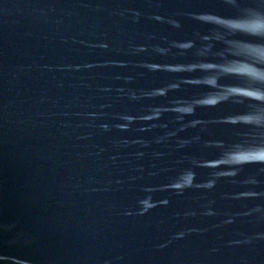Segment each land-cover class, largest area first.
I'll return each instance as SVG.
<instances>
[{
    "label": "water",
    "instance_id": "1",
    "mask_svg": "<svg viewBox=\"0 0 264 264\" xmlns=\"http://www.w3.org/2000/svg\"><path fill=\"white\" fill-rule=\"evenodd\" d=\"M246 15L0 0V264H264V36L229 26Z\"/></svg>",
    "mask_w": 264,
    "mask_h": 264
},
{
    "label": "snow or ice",
    "instance_id": "2",
    "mask_svg": "<svg viewBox=\"0 0 264 264\" xmlns=\"http://www.w3.org/2000/svg\"><path fill=\"white\" fill-rule=\"evenodd\" d=\"M227 5H229L232 9L241 10L244 9L247 11V15L243 18L241 23L231 24L229 25L231 28L241 29L244 34H252L264 36V11L255 12L252 11V8H260L264 9V0H257L254 5L245 4L243 0H225ZM220 23H226L225 21H220ZM253 53L258 50H251ZM260 58L264 60V51H260ZM264 80V77H261Z\"/></svg>",
    "mask_w": 264,
    "mask_h": 264
}]
</instances>
